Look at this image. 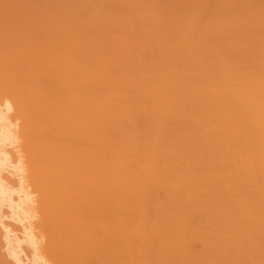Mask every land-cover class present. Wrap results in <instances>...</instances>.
<instances>
[{"label":"bare ground","instance_id":"6f19581e","mask_svg":"<svg viewBox=\"0 0 264 264\" xmlns=\"http://www.w3.org/2000/svg\"><path fill=\"white\" fill-rule=\"evenodd\" d=\"M0 264H264V0H0Z\"/></svg>","mask_w":264,"mask_h":264},{"label":"snow or ice","instance_id":"6c2138e0","mask_svg":"<svg viewBox=\"0 0 264 264\" xmlns=\"http://www.w3.org/2000/svg\"><path fill=\"white\" fill-rule=\"evenodd\" d=\"M9 108H11V105H9Z\"/></svg>","mask_w":264,"mask_h":264}]
</instances>
